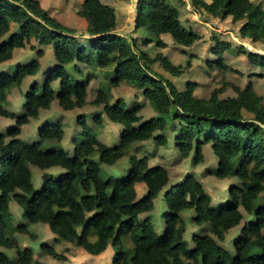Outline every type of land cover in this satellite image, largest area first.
Masks as SVG:
<instances>
[{"label":"trees","instance_id":"trees-1","mask_svg":"<svg viewBox=\"0 0 264 264\" xmlns=\"http://www.w3.org/2000/svg\"><path fill=\"white\" fill-rule=\"evenodd\" d=\"M188 1L197 12L216 19L242 20L239 37L264 47L261 3ZM183 4L185 0H138L134 27L154 36L160 47L159 37L165 33L180 46H192L201 36L181 23L177 5ZM77 14L86 21L85 37H78L51 16L38 0H0V63L31 40L51 45L55 57L52 68L41 74L42 81L34 80L23 92V113L7 108V94L27 77L39 74V61L18 64L11 73L0 72V117L16 123L6 132L0 131V248L17 247L6 233L13 199L27 223L48 225L55 242L66 241L94 256L113 247L111 264H264V99L250 82L226 98L219 97L221 90L208 98L196 96L190 83L178 90L150 65L158 61L173 76L181 75V67L160 53L150 57L137 42L118 34L112 6L101 0H83ZM211 39L215 58L207 60L209 69L228 68L223 55L235 51L264 71V54L244 46L234 48L216 34ZM150 41L145 38L143 44ZM109 66L114 68L108 84L127 83L140 90L155 116L142 120L140 106H128L123 99L109 103L108 86L104 85L97 88L90 103L103 104L106 117L119 125L117 136L112 135L109 142L98 136L96 125L102 119L96 112L77 117L80 130L72 137L71 151L61 144L64 131L60 121L45 122L32 140L19 138L21 127L54 100L64 110L82 107L91 91V71ZM169 133L179 153L187 157L193 152L196 162L203 158V146L209 145L216 158L209 174L231 181L225 201L214 204L193 176L169 184L166 167L150 166L145 156L132 151L137 143L150 139L167 145ZM124 156L128 157L125 172L104 169ZM30 165L41 170L60 167L61 171L44 172L35 185ZM139 183L146 188L141 197L135 188ZM158 197L166 207L160 232L154 230L149 214ZM186 211L192 214L186 216ZM190 223L195 232L188 229ZM237 226L238 236L230 247L224 246L226 234ZM16 228L27 231L24 223ZM42 245L50 257L63 259L51 245ZM32 262L30 248L17 247L15 257L0 250V264Z\"/></svg>","mask_w":264,"mask_h":264},{"label":"rangeland","instance_id":"rangeland-1","mask_svg":"<svg viewBox=\"0 0 264 264\" xmlns=\"http://www.w3.org/2000/svg\"><path fill=\"white\" fill-rule=\"evenodd\" d=\"M41 6L48 13L56 18L63 25L73 29L78 37H85L86 21L77 14L78 9L83 0H38ZM112 6L116 12L117 26L116 32L126 36L130 41H135L139 49L149 54L150 57L157 53L165 56L172 64L181 67L180 76H173L165 71L158 61L153 62L150 68L158 75L170 80L178 90H183L190 83L193 84V91L196 96L208 98L213 91L221 90L219 97L226 98L236 95L235 88H243L249 82L254 90L264 99V71L251 65L249 60L242 54L234 52H225L224 58L229 67L220 69H209L207 60L215 58L211 55V48L214 47V40L211 36L216 34L220 39L230 41L234 48L244 46L251 52L264 54V47L261 43H251L249 40L241 39L238 35V28L242 20L232 22L230 18L219 20L202 12H197L193 7H189L186 3L177 5L180 10L181 23L197 32L201 39L194 45L183 47L175 43L168 33L160 35L159 39L162 46H158L154 41V36L148 34L143 29L134 27L135 9L138 0H101ZM259 2L264 7V0H252ZM145 38H150L148 44H143ZM37 50L42 52L41 55ZM31 60H37L40 63V71L38 75L27 77L20 87H13L7 94L6 106L13 112H22L23 92L34 81H42L44 71L52 68L55 62L51 45L39 44L35 40H31L24 48L14 50L11 59L0 63V72H14L15 66L23 64ZM113 66L103 69H93L91 71L94 76L89 83L88 100L82 107L72 110L62 109L58 102L54 100L48 109H41L36 118L30 119L28 124L21 127L19 138L28 141L35 138L37 129L45 122L60 121L63 125L64 139L62 146L71 151L74 147L72 137L77 135L80 126L77 123V117L81 115L88 116L96 112L101 116V124L96 125L98 136L101 141L109 142L112 135L117 136L119 129L118 124L111 122L103 112V104L94 105L91 102L96 97V90L101 86H108L107 92L109 103H114L116 99H123L128 106H140V116L142 120L155 116V111L151 103L143 97L141 91L127 83H120L117 86L108 84L111 75H113ZM15 121L11 118L0 117V131L6 132L10 126H15ZM170 142L167 145H158L154 139L137 143L132 151H135L138 157L145 156L148 165H163L169 172V184L183 181L187 176L195 177L210 194L212 202H223L227 199V190L231 181L227 179H218L209 174V171L216 166L215 156L209 145L202 148L203 158L200 162L194 160V153L190 152L187 157H183L177 148L172 144V134H168ZM128 166V157L124 156L115 164L103 166L107 172L120 173L125 172ZM32 180L34 184H40L41 175L44 171L55 173L60 168H50L41 170L30 165ZM232 182L237 183L236 180ZM136 193L141 197L145 191L143 183L136 184ZM164 201L161 197L156 199L155 207L149 214L152 217L153 227L156 232H160L164 226L161 214L166 210ZM10 216L8 217L7 235L13 240L18 248H30L32 250L33 262L31 264H111L114 248H108L99 255H89L83 249L75 247L66 241L55 242V236L49 229L48 225L43 222L27 223L22 216L21 207L11 199L9 202ZM186 216H190L192 211L184 212ZM141 216H146L142 214ZM26 224V232L22 233L17 230V225ZM191 232L196 229L188 225ZM240 226L234 227L226 234L223 245L230 247L231 240L238 236ZM189 239V237H186ZM46 241L53 249L61 254L63 259L53 258L46 254L43 250L42 242ZM191 244V242H190ZM16 248H1L8 256L15 257ZM127 247H131L128 242Z\"/></svg>","mask_w":264,"mask_h":264},{"label":"crops","instance_id":"crops-1","mask_svg":"<svg viewBox=\"0 0 264 264\" xmlns=\"http://www.w3.org/2000/svg\"><path fill=\"white\" fill-rule=\"evenodd\" d=\"M206 1H209V0H206ZM185 3L190 7L191 5H190V3H189V1L188 0H185ZM192 7V6H191ZM264 8V7H263ZM180 11V10H179ZM228 18H230V17H228ZM231 20V19H230ZM64 139V138H63ZM63 141V140H62ZM150 166H152V165H150ZM163 166V165H162ZM51 168H55V167H51ZM57 168H60V167H57ZM50 169V168H49ZM45 170H48V169H45ZM61 171V169L60 170H57V172H55V173H58V172H60ZM44 172H47V171H44ZM43 172V173H44ZM42 173V174H43ZM50 173H52V172H50ZM54 174V173H53ZM33 178V177H32ZM35 185H38V184H35ZM43 242H46V241H43ZM42 242V243H43ZM47 243V242H46ZM1 249V248H0Z\"/></svg>","mask_w":264,"mask_h":264}]
</instances>
